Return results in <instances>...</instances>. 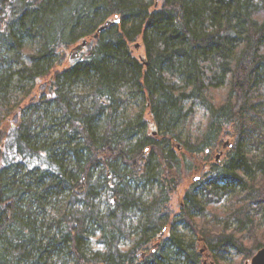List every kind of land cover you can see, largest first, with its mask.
I'll return each instance as SVG.
<instances>
[{"label":"trees","instance_id":"1","mask_svg":"<svg viewBox=\"0 0 264 264\" xmlns=\"http://www.w3.org/2000/svg\"><path fill=\"white\" fill-rule=\"evenodd\" d=\"M263 93L264 0H0V264H245L264 248V147L242 148Z\"/></svg>","mask_w":264,"mask_h":264},{"label":"rangeland","instance_id":"2","mask_svg":"<svg viewBox=\"0 0 264 264\" xmlns=\"http://www.w3.org/2000/svg\"><path fill=\"white\" fill-rule=\"evenodd\" d=\"M133 51L136 55H138V54L144 53L145 49H144V46L140 44L139 47H133ZM221 91H222L221 89L220 91L219 90L216 91L215 93L216 99H219L221 97V94H222ZM263 98H264V93H263ZM128 101H129L128 104L130 106L129 107L130 113L135 112L145 102V100L142 98H139V101L138 100L136 101L132 97H129ZM256 111L258 114H261L263 112V109L257 107ZM147 118L151 120V117L149 115ZM253 119L256 120L255 122L258 127L257 130H259L260 132H255V131L248 132L247 135L242 140V148H243L245 155L247 156L255 155L257 157H260L264 146L261 144L260 141H256V140L258 138H264V123L259 121L258 119H255L254 117ZM200 120H202L201 121V125H202L203 121L205 120V117L202 114H199L198 112L196 117L189 124L191 130L196 132ZM184 133L186 134V131H184ZM233 140L234 139L231 136H228V135L223 136L222 142H221L222 145L219 148H217L215 151L214 158H213L214 161H216L217 155L221 152L219 149H221L223 152L228 150ZM253 140H255V142H253ZM223 157L221 156V158ZM202 162L203 160L201 159V162H199L197 169L191 175H189L188 177L184 179V183L180 185L179 188L176 190V192L172 195L171 208H172L173 214H176L180 211V206L183 203L184 191L187 188V186L190 184V182L193 180V178L196 176H201L208 169L206 168V164ZM244 176L246 179L249 178V175H244ZM236 190L237 192H239L241 190L240 186H237ZM223 208L228 209L227 201H224ZM233 226H235V224H233L232 227ZM174 231L176 232V234L181 235L188 240L193 237L192 232L189 231L187 228H185L183 225H178V228ZM168 234H165V235H168ZM219 259H220L219 260L220 262L236 264V261H233L232 259V255L227 254V253L226 254L222 253L221 255H219ZM167 261H170L171 264H183V258L179 256H176L175 258H171L170 260L168 259ZM205 261L207 262V264H215V262L212 263L214 260H212L211 257H207ZM245 264H251V259L245 261Z\"/></svg>","mask_w":264,"mask_h":264},{"label":"water","instance_id":"3","mask_svg":"<svg viewBox=\"0 0 264 264\" xmlns=\"http://www.w3.org/2000/svg\"><path fill=\"white\" fill-rule=\"evenodd\" d=\"M117 21V20H116ZM103 28L101 27L100 28V30H102ZM98 33L96 34V38L98 37ZM87 40H85L84 42H83V44L84 45H86L87 44ZM140 46V44H137V46L136 47H139ZM230 146H232L231 144H230ZM220 157H221V153H219L218 155H217V157H216V160H219L220 159ZM203 176V174L201 175V176H196V177H194L193 178V180L194 181H196V180H198V179H200L201 177ZM164 233V232H163ZM158 246V244L156 245V247ZM204 264H207V262H204ZM251 264H264V248H262V249H260L253 257H252V259H251Z\"/></svg>","mask_w":264,"mask_h":264},{"label":"flooded vegetation","instance_id":"4","mask_svg":"<svg viewBox=\"0 0 264 264\" xmlns=\"http://www.w3.org/2000/svg\"><path fill=\"white\" fill-rule=\"evenodd\" d=\"M230 148H231V146L228 148V150H229ZM219 150L221 151L220 153L222 154V155H221L222 157H223L224 155H226L227 152H228V150H226V151H224V152H223L221 149H219ZM214 162H215V161H214ZM206 168H209V166H207V164H206Z\"/></svg>","mask_w":264,"mask_h":264}]
</instances>
